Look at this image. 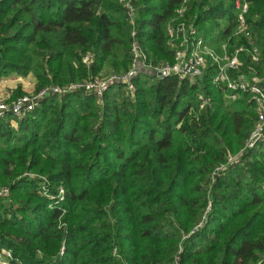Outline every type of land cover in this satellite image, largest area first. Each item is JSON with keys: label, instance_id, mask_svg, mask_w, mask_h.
Here are the masks:
<instances>
[{"label": "trees", "instance_id": "trees-1", "mask_svg": "<svg viewBox=\"0 0 264 264\" xmlns=\"http://www.w3.org/2000/svg\"><path fill=\"white\" fill-rule=\"evenodd\" d=\"M245 2L259 59L240 53L241 73L264 79V0ZM133 5L131 24L118 0H0V80L32 74L38 91L123 75L134 43L150 65L171 63L168 28L183 22L230 56L251 50L235 35L234 0ZM214 75V66L193 81L137 69L133 92L115 83L99 101L77 90L21 119L6 112L0 249L20 264H264V138L215 172L243 148L257 116L249 94L228 100ZM199 95L209 106L199 108ZM24 172L45 176L51 196L62 187L64 201L51 206L38 181L17 179Z\"/></svg>", "mask_w": 264, "mask_h": 264}, {"label": "built area", "instance_id": "built-area-1", "mask_svg": "<svg viewBox=\"0 0 264 264\" xmlns=\"http://www.w3.org/2000/svg\"><path fill=\"white\" fill-rule=\"evenodd\" d=\"M122 7L125 9L130 23L133 24L135 17V8L133 3L136 0H118ZM236 8L239 10L237 15L235 35L242 36L247 40L248 45L252 46L248 51L244 46L236 48L234 54H228L227 45L222 44L220 52L217 53L211 47L206 45L204 39L199 36L196 28L193 25H186L184 22L176 27L170 26L168 28L169 41L168 44L174 52L173 61L168 64L161 65H148L146 59L140 54L137 44L132 45V73H127L121 77L111 76L106 80H91L83 82V84H71L67 89L61 91L56 86H48L31 98H20L18 101L7 106L0 103V118L6 112L12 116L21 119L28 113L32 112L38 105L39 101L51 96H63L67 93H72L81 90L85 94L93 93L95 98L99 101L108 88L115 84L121 83L127 86V91L133 92L134 87L131 84L132 75L140 68L149 69L152 74L160 78L169 76L177 77L179 80H189L200 77L208 66L215 67V75L213 83L216 87L223 88L226 91V98L230 101H236L240 98L241 94H249L250 100L254 103L256 112V123L249 134L247 140L241 151L235 155H228L226 164L219 165L215 172L224 171L227 165L235 163L245 150L254 148L264 138V79L256 75L255 72L251 78L244 76L241 73V66L243 65L239 59L240 53L247 51L253 62H257L259 54L257 48L253 45V39L246 22L245 14L248 9V4L245 0H234ZM184 8L177 10L179 16H182ZM133 35V33H132ZM85 58L84 61H87ZM236 73L235 76L231 75ZM199 108L203 109L210 104V99L203 95L198 96ZM38 185L41 186L42 192L39 194L53 201L51 206H57L64 201V189L58 188V193L51 196L47 189V182L40 181ZM0 198L9 200L10 194L7 189L0 188ZM60 209V207H57ZM0 264H20L14 261L10 251L0 249ZM175 264H178L177 262Z\"/></svg>", "mask_w": 264, "mask_h": 264}, {"label": "rangeland", "instance_id": "rangeland-1", "mask_svg": "<svg viewBox=\"0 0 264 264\" xmlns=\"http://www.w3.org/2000/svg\"><path fill=\"white\" fill-rule=\"evenodd\" d=\"M119 2V1H118ZM239 14V13H238ZM221 44H220V42L218 41V40H214V42L210 45V47L212 48V49H214V48H219V47H221L220 46ZM138 46V45H137ZM214 47V48H213ZM139 48V47H138ZM215 50V49H214ZM216 51V50H215ZM140 52V51H139ZM140 54H141V52H140ZM141 55H143L144 56V54L142 53ZM146 56H144V58H145ZM146 59V61H147V57L145 58ZM147 63H148V61H147ZM169 62H165V61H160V62H158V64L157 65H161V64H168ZM148 65H150L149 63H148ZM156 65V66H157ZM140 69H142V68H140ZM143 69H145V71L147 72V73H149V74H152V72L149 70V69H146V68H143ZM127 73H132V69L131 68H129V70H128V72ZM126 73V74H127ZM103 74V73H102ZM30 75H32V74H29L28 76H30ZM123 75H125V74H123ZM123 75H119V76H117V77H121V76H123ZM28 76H26V77H21V78H23L24 80H27V77ZM33 76V75H32ZM31 76V77H32ZM111 76H113V75H107L106 76V74L105 75H102V76H100V77H95L94 78V80H106V79H108L109 77H111ZM115 76V75H114ZM11 77H15V78H17L18 79V77H20V76H17L16 74H12V75H10V76H8V77H6V78H11ZM34 77V76H33ZM3 79H5V78H3ZM12 81V83H14V82H16L15 84H14V87H12L11 88V90H9V91H7L6 92V90H2L1 89V92H0V103H3V104H5V105H7V106H10L12 103H14V102H16V101H18L20 98H31V97H33L34 95H36L37 93H38V91H40V90H38V91H36L35 90V84H36V79H35V77H34V84L32 83V81L30 80V79H28V81H27V83L29 84L28 86H27V88L26 89H22L21 88V86H19L18 84H19V82H17V80H15V79H13V80H11ZM83 82H88V81H82V82H78V83H75V84H77V85H80V84H83ZM32 83V84H31ZM18 85V86H17ZM1 86H2V84H1ZM59 90H61V91H63V90H65V89H67L68 88V86H59V85H55ZM3 87V86H2ZM17 89H20L21 91H22V93L23 94H21V95H14V93H15V91L17 90ZM60 97V96H59ZM13 118L14 119H17V117H15V116H13ZM12 126L13 127H16V124L14 123V122H12ZM241 151V150H240ZM239 151V152H240ZM238 152V153H239ZM237 153V154H238ZM237 154H232V156H235V155H237ZM23 176H26V177H28L29 179H32V181L34 180V181H38V182H40V181H47V178L45 177V176H42V175H39V174H37V173H35V172H24L21 176H19L17 179H20V178H22ZM0 188H5V189H7L8 191H9V188L8 187H6V186H0ZM37 188H38V191L39 192H42V188H41V186L40 185H38L37 186ZM60 188H62V187H60ZM38 193V192H37ZM2 200H4V199H2ZM51 207V206H50Z\"/></svg>", "mask_w": 264, "mask_h": 264}, {"label": "crops", "instance_id": "crops-1", "mask_svg": "<svg viewBox=\"0 0 264 264\" xmlns=\"http://www.w3.org/2000/svg\"><path fill=\"white\" fill-rule=\"evenodd\" d=\"M32 75H30V76H28L27 77V80H24L23 78H21V77H18V79L17 78H15V77H11V78H5V79H1L0 80V92H1V89L2 90H6V92L7 91H9V90H11V88L12 87H14V84L16 83V82H14V83H12V81L11 80H13V79H15V80H17V82H19V86H21V88L24 90V89H26L27 88V86L29 85L28 83H27V81H28V79H30L31 81H32V83L34 84V77L32 76ZM31 83V84H32ZM1 84H2V86H1ZM17 85V86H18ZM10 92V91H9Z\"/></svg>", "mask_w": 264, "mask_h": 264}]
</instances>
